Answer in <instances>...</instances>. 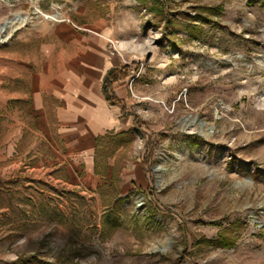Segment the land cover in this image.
Wrapping results in <instances>:
<instances>
[{
  "label": "rangeland",
  "instance_id": "374dc122",
  "mask_svg": "<svg viewBox=\"0 0 264 264\" xmlns=\"http://www.w3.org/2000/svg\"><path fill=\"white\" fill-rule=\"evenodd\" d=\"M19 15L26 35L130 47L112 103L124 85L135 125L122 157L143 160L148 182L117 207L116 188L88 192L75 171L73 188L40 183L45 155L9 176L18 156L0 160V264H264V0H0V29ZM25 113L36 132L11 144L49 151L30 120L42 116Z\"/></svg>",
  "mask_w": 264,
  "mask_h": 264
},
{
  "label": "crops",
  "instance_id": "0c3cea01",
  "mask_svg": "<svg viewBox=\"0 0 264 264\" xmlns=\"http://www.w3.org/2000/svg\"><path fill=\"white\" fill-rule=\"evenodd\" d=\"M10 22L3 25L7 33ZM22 27L14 29L12 34L18 32L17 35L10 36L11 41L0 49V124L6 131L3 137L6 146L0 149V160L18 156L16 163L3 166L2 173L7 172L9 176L15 168L20 173L22 157L32 153L34 157L45 155L44 161L34 166L40 183L49 182L45 179L49 173L51 182L73 188L79 183V178L78 183L73 181L75 171L83 174L88 192L103 186L116 188V196L111 197L113 204L133 190L144 188L148 181L143 160L122 157L132 144L125 140L109 155L103 152L110 148L107 137L134 129V119L123 114L127 112L123 102L127 99V88L124 85L115 88V96L120 101L116 104L107 99L103 88L106 75L127 64L124 61L130 47L116 44L120 54H115L104 37L26 35ZM77 42L86 47L74 48ZM28 105L42 116L30 120L53 143L49 151L35 147L16 149L11 144L14 131L17 143L27 130L36 132L27 127L25 108ZM101 139L104 142L99 147ZM48 156L52 157L49 161Z\"/></svg>",
  "mask_w": 264,
  "mask_h": 264
},
{
  "label": "trees",
  "instance_id": "16d2710c",
  "mask_svg": "<svg viewBox=\"0 0 264 264\" xmlns=\"http://www.w3.org/2000/svg\"><path fill=\"white\" fill-rule=\"evenodd\" d=\"M115 73H116L115 70L110 71L106 75L105 80H104V92H105L107 99L111 102H114V96H113V89H112V84L110 83V80L113 77H115ZM133 138H134L133 132L131 131L130 133H127V134H121V135H117L115 137H107L106 140H108L111 144H113L114 148L117 149L119 146H121L125 143V140H127L128 143H130L133 141ZM102 142H104L103 139L99 140V147H100V144H102ZM106 155H109V153ZM123 201H124L123 199H119L115 205L118 207L121 203H123ZM117 227H118L117 220H115L112 227H111V231H114ZM226 242H227L226 237L223 236V239H222V241H220V243L223 246L224 245L228 246V243H226Z\"/></svg>",
  "mask_w": 264,
  "mask_h": 264
},
{
  "label": "bare ground",
  "instance_id": "6f19581e",
  "mask_svg": "<svg viewBox=\"0 0 264 264\" xmlns=\"http://www.w3.org/2000/svg\"><path fill=\"white\" fill-rule=\"evenodd\" d=\"M29 21L28 18H21V17H18L17 19L13 20L11 22V27L12 29L10 30V34H6V35H3L4 33H7V29L6 27H2L0 29V42H3L5 40H7L10 36H11V33L13 32L14 29H17L18 27H22L23 25H25L27 22Z\"/></svg>",
  "mask_w": 264,
  "mask_h": 264
}]
</instances>
